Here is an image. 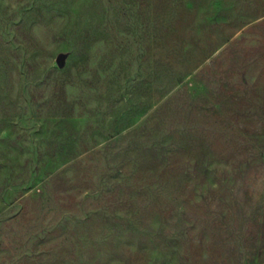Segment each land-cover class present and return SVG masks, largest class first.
Masks as SVG:
<instances>
[{"label":"rangeland","instance_id":"1","mask_svg":"<svg viewBox=\"0 0 264 264\" xmlns=\"http://www.w3.org/2000/svg\"><path fill=\"white\" fill-rule=\"evenodd\" d=\"M0 264H264V0H0Z\"/></svg>","mask_w":264,"mask_h":264},{"label":"water","instance_id":"2","mask_svg":"<svg viewBox=\"0 0 264 264\" xmlns=\"http://www.w3.org/2000/svg\"><path fill=\"white\" fill-rule=\"evenodd\" d=\"M56 62L58 63V64H61V62H62V56H58L57 57V59H56Z\"/></svg>","mask_w":264,"mask_h":264}]
</instances>
